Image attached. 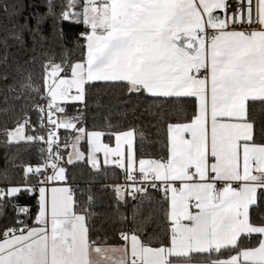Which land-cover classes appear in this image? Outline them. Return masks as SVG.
<instances>
[{"label": "snow or ice", "instance_id": "1", "mask_svg": "<svg viewBox=\"0 0 264 264\" xmlns=\"http://www.w3.org/2000/svg\"><path fill=\"white\" fill-rule=\"evenodd\" d=\"M45 6L21 23V0L0 4L12 22L0 81L5 103L11 96L19 107L0 143L38 150L35 165H13L19 179L0 171V264H264V0ZM49 21L78 58L37 55ZM65 22L82 26L70 40ZM9 39L17 52L8 53ZM101 91L125 116H152L155 132L107 118L108 131L90 130L89 97ZM100 153L124 183L108 186L116 210L98 226L96 197L90 187L78 196L68 171L85 163L98 174ZM21 195L35 204H19ZM130 201L125 215L119 205Z\"/></svg>", "mask_w": 264, "mask_h": 264}, {"label": "trees", "instance_id": "2", "mask_svg": "<svg viewBox=\"0 0 264 264\" xmlns=\"http://www.w3.org/2000/svg\"><path fill=\"white\" fill-rule=\"evenodd\" d=\"M6 0H0V4L5 3ZM25 5V10L23 15L20 17V22H23V17L28 16L29 13L39 12L43 14L47 11L46 0H21ZM31 24H34L35 21H30ZM64 31L67 38L70 40L71 33L76 32L82 28V26L72 25L71 28L67 27V22H65ZM5 28L11 29L12 22L7 20L2 13H0V41H2L3 36L5 35ZM51 32V21L44 25L43 35L46 37V40L43 42L44 47L41 49L39 45L37 46V55L42 50L54 52L57 58L63 54H70L73 59L79 57L80 53L78 49L73 48V46L65 42L63 47L60 46L57 38L50 35ZM24 40L31 43V37L28 33H24ZM9 47L7 49L8 53H15L18 51L19 45L16 41L9 39L7 41ZM5 54L4 45L0 42V58ZM9 63H11V57L9 58ZM4 65L0 63V70H3ZM11 83V81H9ZM102 105V107H97L96 102ZM111 105L112 112H108V105ZM124 106L117 105V97L111 94H106L104 92H94L89 97V108L87 110V127L91 130L94 127L97 130L108 131L106 128V118L111 121L113 125H118L121 128H126L131 124H138L142 127L143 130L154 133L155 129L151 127V122L154 118L147 113L143 116H140L139 113L133 115L131 111L124 115L123 112ZM8 109L7 112L4 110ZM69 113L71 114L74 109L69 108ZM19 112V107L16 102L8 97L7 103H5V85L0 81V129L3 128L5 124L12 126L15 120L16 114ZM32 119L35 120V115L32 116ZM63 130H61V133ZM2 139V137H0ZM114 136L109 138L108 136L103 137L104 143L111 145L113 143ZM84 143V142H82ZM24 145L19 147L11 146L6 147L3 143H0V171H3L6 167L8 169L9 175L14 179H19L22 174V170L13 165H20L22 162H31L33 165L37 162L38 159V150L36 146H33L30 150L25 151ZM83 150L87 151V145L84 143ZM145 151H152L153 146L151 144H146L144 146ZM7 153V159L6 154ZM66 157V156H65ZM101 171L97 174L95 173L90 166L85 163H79L76 167H69L68 171V183L76 189L77 195H80V190L90 187L94 196L96 197L95 211L99 214V218L96 223L99 226L100 220L108 215H111L116 210V200L114 193L110 185L116 184L120 179V170L114 169L113 166H101ZM86 199V197H85ZM17 200H20L24 203L34 205L35 201L31 198H27L25 195H21ZM135 203L134 201L129 202V206L119 205L120 211L125 215L130 214V206Z\"/></svg>", "mask_w": 264, "mask_h": 264}, {"label": "crops", "instance_id": "3", "mask_svg": "<svg viewBox=\"0 0 264 264\" xmlns=\"http://www.w3.org/2000/svg\"><path fill=\"white\" fill-rule=\"evenodd\" d=\"M110 146H112V147L115 146V138L113 139V143ZM98 157H99V161H100L101 166H104V156H103V154L102 153L98 154ZM108 166H112V165H108Z\"/></svg>", "mask_w": 264, "mask_h": 264}, {"label": "built area", "instance_id": "4", "mask_svg": "<svg viewBox=\"0 0 264 264\" xmlns=\"http://www.w3.org/2000/svg\"><path fill=\"white\" fill-rule=\"evenodd\" d=\"M113 166V165H112ZM114 167V166H113ZM117 183H120V184H123L124 183V180H123V176H122V173H120V179H119V181L117 182ZM116 183V184H117ZM27 198H31V197H28V196H26ZM17 202L19 203V204H21V205H24V204H28V203H24V202H22V201H20V200H17ZM30 207L32 206V205H30V204H28Z\"/></svg>", "mask_w": 264, "mask_h": 264}, {"label": "rangeland", "instance_id": "5", "mask_svg": "<svg viewBox=\"0 0 264 264\" xmlns=\"http://www.w3.org/2000/svg\"><path fill=\"white\" fill-rule=\"evenodd\" d=\"M67 151H71V149L69 148V149H67ZM65 159H67V156L65 157Z\"/></svg>", "mask_w": 264, "mask_h": 264}]
</instances>
